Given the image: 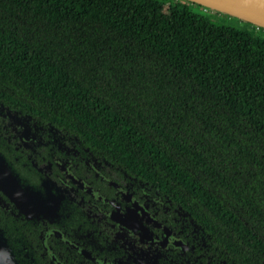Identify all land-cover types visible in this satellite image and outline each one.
<instances>
[{"label":"trees","instance_id":"16d2710c","mask_svg":"<svg viewBox=\"0 0 264 264\" xmlns=\"http://www.w3.org/2000/svg\"><path fill=\"white\" fill-rule=\"evenodd\" d=\"M0 109L153 185L215 264H264V27L190 0H0Z\"/></svg>","mask_w":264,"mask_h":264},{"label":"flooded vegetation","instance_id":"af4514ba","mask_svg":"<svg viewBox=\"0 0 264 264\" xmlns=\"http://www.w3.org/2000/svg\"><path fill=\"white\" fill-rule=\"evenodd\" d=\"M0 173V264H215L153 185L3 109Z\"/></svg>","mask_w":264,"mask_h":264},{"label":"water","instance_id":"95a60500","mask_svg":"<svg viewBox=\"0 0 264 264\" xmlns=\"http://www.w3.org/2000/svg\"><path fill=\"white\" fill-rule=\"evenodd\" d=\"M202 6L215 9L231 16L249 21L257 26L264 27V0H190ZM0 180L3 177L0 173ZM14 193L15 185L11 184ZM17 193V191L15 192Z\"/></svg>","mask_w":264,"mask_h":264},{"label":"rangeland","instance_id":"374dc122","mask_svg":"<svg viewBox=\"0 0 264 264\" xmlns=\"http://www.w3.org/2000/svg\"><path fill=\"white\" fill-rule=\"evenodd\" d=\"M165 12L166 13H172L173 12V8L172 7H168V6H166L165 7ZM231 21H234V22H238L239 24H240V22L238 21V20H236V19H233V18H229Z\"/></svg>","mask_w":264,"mask_h":264}]
</instances>
